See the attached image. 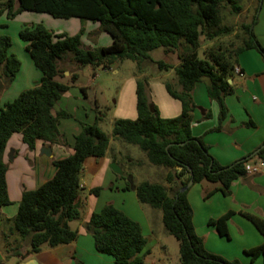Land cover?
<instances>
[{"label": "trees", "instance_id": "16d2710c", "mask_svg": "<svg viewBox=\"0 0 264 264\" xmlns=\"http://www.w3.org/2000/svg\"><path fill=\"white\" fill-rule=\"evenodd\" d=\"M224 5L230 6L235 14L243 9L240 0H0V17L6 13L8 18H14L23 11H35L55 18H79L82 23L91 20L99 22L100 29L113 39L108 46L88 48L82 42L84 26L74 35L56 33L42 23L21 28L20 38L43 76L39 83L23 90L0 109V206L11 203L5 161L11 136L22 133L23 141L32 150L39 139L63 142L59 118L70 114L54 112L55 103L69 89L68 84L56 80L62 71L61 61L69 56L70 62L78 66L106 69L116 61L129 59L137 62L140 72L144 62L152 61L154 50L177 49L179 65L161 59L154 62L159 70L174 69L181 89L174 88L169 82L166 87L172 97L181 101L180 115L160 116L157 106L150 101L147 82L139 79L138 117L115 120L112 136L138 145L152 164L170 169L166 175L170 188L162 183L143 181L135 190L141 203L162 211L166 230L179 242L183 264H242L238 259L228 260L206 248L194 226L189 188L182 190L193 179L194 183H219L217 189L228 194L233 181L246 175L247 159L222 166L202 138L192 133L195 85L208 79V95L218 103L222 121L229 112L225 100L234 91L229 79L234 77L238 56L245 50L256 49L264 57V48L254 31L257 13L251 22L243 21L236 28L223 23L221 10ZM233 33L240 44L234 40L220 41ZM206 42L209 43L206 45ZM12 44L9 35H0V76L4 78L0 90L16 77L22 66L18 56L10 51ZM200 49H203L204 57H200ZM77 77L78 74L73 72L71 80L75 81ZM99 120L94 124H83L75 139L74 152L53 161L55 173L50 179L36 189L23 192L16 215L6 220L13 223L12 233L17 234L20 242H27L28 247L22 253L23 246L19 243L10 248L11 253L17 256L36 254L44 245L56 247L78 238L79 232L70 226V222L80 220L82 215V172L89 158L105 157L111 143V136L102 130ZM263 145L257 152L261 158H264ZM101 189L95 187L90 192L98 195ZM217 189L206 192L204 198ZM170 190H173L172 194ZM234 213L229 211L211 218L208 223L215 226L220 235L229 237L228 221ZM241 214L264 236L263 217L245 211ZM85 227L93 235L96 249L111 255L117 264H148L145 256L151 250L147 247L148 240L141 224L114 204L108 203L93 212ZM246 253L253 260L264 256V242L246 249ZM77 264L84 263L78 261Z\"/></svg>", "mask_w": 264, "mask_h": 264}, {"label": "crops", "instance_id": "0c3cea01", "mask_svg": "<svg viewBox=\"0 0 264 264\" xmlns=\"http://www.w3.org/2000/svg\"><path fill=\"white\" fill-rule=\"evenodd\" d=\"M257 16L258 21L254 31L264 48V0L260 2ZM67 25L69 28L64 32L71 35L77 34L82 26L85 27L82 42L88 48L108 46L113 42L111 35L100 29L99 22L88 20L82 23L80 19L70 18ZM59 32L61 31L56 33ZM88 35L92 36L93 41ZM156 50L160 51L153 53ZM156 50L151 53L152 61L144 62L140 72L135 61L127 63L125 60H119L110 68L102 69L91 65L78 66L70 62L68 56L60 62L62 71L56 76V80L68 84L69 89L54 105L55 113L66 111L70 114L59 118L58 127L63 142L50 143L39 139L35 149L32 150L23 141L22 133H14L9 139L5 161L7 163L6 157L11 151L12 163H7V183L11 203L0 206V218L4 223H10L6 219L16 215L25 190L36 189L54 175L53 161L74 152L76 136L82 131L84 123L94 124L100 118V127L111 136L106 156L101 159L89 158L81 175V186L88 190V194L81 193V219L77 226L72 227L78 230V238L72 243L56 247L43 246L36 254L20 255L16 264H77L78 261L84 264H117L111 255L96 249L93 235L85 228L92 213L101 210L108 203L114 204L137 220L146 238L149 233V235L154 234L155 223L161 221L158 226L161 227L162 224L164 226L162 211L139 201L135 188L141 181L132 179L129 183L122 165L108 156L117 141L112 136L114 121L120 118L138 117L137 84L140 78H148V95L150 101L157 106L160 116L172 118L180 115L182 111L181 101L172 97L166 87V82H169L174 88L181 89L174 69L159 70L154 62L161 59L177 66L181 62L178 50L165 48ZM18 58L22 62L21 69L11 82L0 90V109L8 101L14 100L23 90L39 83L43 76L30 53L25 60L19 56ZM237 66L242 73L236 71L234 73L231 82L234 91L226 96L225 100L229 112L222 121L218 103L211 100L208 95V79L198 82L193 90L196 107L193 111L192 133L195 137L202 138L209 146L210 153L222 166L231 165L241 159H247L248 162L259 160L261 157L254 152L264 144V57L258 50L248 49L238 56ZM73 72L78 74L75 81L71 80ZM0 82H4L2 76ZM208 113L210 116H207ZM129 160L133 163L134 158L130 156ZM113 161L122 167L123 174H117L112 170L110 164ZM169 171V168H164L158 172L164 180V183H160L170 188L166 182ZM219 185V183L202 181L193 183L188 189V199L194 211L193 221L197 234L203 238L209 251L222 255L228 260L238 259L242 264H264V256L253 260L246 253V249L262 244L264 236L241 214L245 211L264 218V167L256 174L246 173L234 180L228 194L217 189ZM95 187L102 188L98 195L90 192ZM214 189L217 190L210 197L204 198L206 192ZM85 206L88 209L83 212L82 208ZM229 211L235 213L228 221V238L233 241L238 237L239 243L236 250L224 251L218 247L222 239L227 236L220 235L215 226L210 225L208 221ZM13 236L18 240L17 234L14 233ZM18 242L23 244L25 250L22 253H25L28 243L19 240ZM147 247L150 248L149 242Z\"/></svg>", "mask_w": 264, "mask_h": 264}, {"label": "rangeland", "instance_id": "374dc122", "mask_svg": "<svg viewBox=\"0 0 264 264\" xmlns=\"http://www.w3.org/2000/svg\"><path fill=\"white\" fill-rule=\"evenodd\" d=\"M240 1L243 6V9L239 14L232 13L231 8L228 5H224L222 7L221 14L223 17L224 24L232 25L237 28L243 21L251 22L253 20V17L257 13V8L259 7L261 0H240ZM76 19L79 20V18ZM69 21L70 19L55 18L48 13H41L35 11H23L14 18H8L5 13L0 17V35L2 34L9 35L12 38V42H13L12 47L10 49L11 53H15L21 59L25 60L26 57H29V53L25 49L26 43L20 38L19 35V31L22 27H24L25 25L42 23L50 30L56 32L58 31L64 32L69 28L67 25ZM88 37L90 40L93 41L92 36L88 35ZM230 40H234L237 45L240 44V40L235 36V33L221 38L220 41L225 43ZM202 41H205V36H202ZM207 43L209 42H206L205 44ZM158 51L160 50H156L153 53L156 52L158 53ZM200 57H204L203 49H200ZM125 61H127V63H131V61L133 60L125 59ZM126 70L128 71L130 69H126ZM140 79H144L148 83L147 77H143ZM1 84H4V82H2ZM108 156L111 159L113 158V160H117V162H119L122 165L123 169L125 170L128 176L127 179L129 183H131L130 178H132L133 181L139 180L141 182L150 181V182L164 183V180L162 179L161 175H159L158 171H161L164 168L166 169L167 167L152 164L149 161V159L146 158L148 157L146 152L143 151L136 144L129 143L119 138L115 142L114 148H112V150L109 151ZM130 156L134 158L133 163H131V161L129 160ZM6 160L8 164L12 163L11 151L8 152ZM146 163L148 164L145 165ZM172 191L171 190L169 191L170 194H172ZM81 193L86 195L88 194V190L82 189ZM146 205L148 207H151L149 204ZM87 209L88 207L85 206L82 208V211L84 212ZM159 211L161 210L159 209ZM1 221L2 220L0 218V264H16L19 258L17 255L11 253L10 250L11 247H14L19 244L18 240L13 236L14 233H12L11 227L13 223L12 222L4 223ZM79 221L80 220H74L70 222V226L71 227L77 226ZM197 222H198V218H197ZM160 224L161 221L155 223L154 234L149 235L150 234L149 233L147 235L149 247L151 251L146 255V262L149 264H183L180 259V248H179L178 240L166 230L163 224L161 227L158 226ZM5 234H8V236L6 235L7 240ZM238 243H239L238 237H235V240L233 241H230L228 237H225L222 239V242L218 248L224 251L230 249L236 250ZM7 244L9 245V247L7 246ZM21 245L23 246V244ZM44 247L47 248L48 246L44 245ZM20 250L23 252L25 249L21 247Z\"/></svg>", "mask_w": 264, "mask_h": 264}, {"label": "built area", "instance_id": "2783aa9c", "mask_svg": "<svg viewBox=\"0 0 264 264\" xmlns=\"http://www.w3.org/2000/svg\"><path fill=\"white\" fill-rule=\"evenodd\" d=\"M235 71L242 73L240 67L236 66ZM264 167V158H260L257 161H250L245 164V170L248 174H256L262 170Z\"/></svg>", "mask_w": 264, "mask_h": 264}, {"label": "water", "instance_id": "95a60500", "mask_svg": "<svg viewBox=\"0 0 264 264\" xmlns=\"http://www.w3.org/2000/svg\"><path fill=\"white\" fill-rule=\"evenodd\" d=\"M229 82H232V79H229ZM151 108H152V110L154 111V106L153 105H151ZM264 146V145H263ZM261 148V147H260ZM260 148H258L255 152H254V154L255 153H257L258 151H259V149ZM13 158V156L11 155V159ZM110 167L112 168V170L115 172V173H117V174H123V171H122V169H121V167L116 163V162H113V163H111V165H110ZM178 169H181V167H177ZM130 180H131V182H132V178H130ZM194 183V180L193 179H191L189 182H188V184L185 186V187H183V191H185V190H187L189 187H191L192 186V184ZM133 188H135L134 186H132Z\"/></svg>", "mask_w": 264, "mask_h": 264}]
</instances>
